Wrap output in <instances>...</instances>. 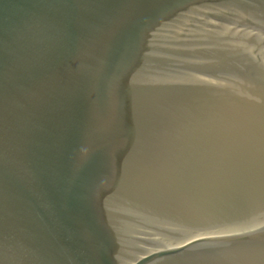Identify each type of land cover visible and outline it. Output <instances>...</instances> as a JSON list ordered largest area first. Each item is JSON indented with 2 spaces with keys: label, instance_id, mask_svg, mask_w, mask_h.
<instances>
[{
  "label": "water",
  "instance_id": "95a60500",
  "mask_svg": "<svg viewBox=\"0 0 264 264\" xmlns=\"http://www.w3.org/2000/svg\"><path fill=\"white\" fill-rule=\"evenodd\" d=\"M0 264H264V0H0Z\"/></svg>",
  "mask_w": 264,
  "mask_h": 264
}]
</instances>
